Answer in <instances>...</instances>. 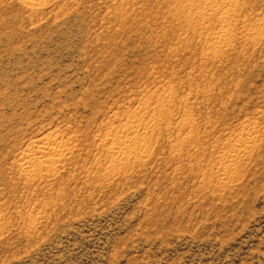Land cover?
I'll use <instances>...</instances> for the list:
<instances>
[{
    "label": "rangeland",
    "instance_id": "374dc122",
    "mask_svg": "<svg viewBox=\"0 0 264 264\" xmlns=\"http://www.w3.org/2000/svg\"><path fill=\"white\" fill-rule=\"evenodd\" d=\"M213 1L0 0V264H264V0Z\"/></svg>",
    "mask_w": 264,
    "mask_h": 264
},
{
    "label": "bare ground",
    "instance_id": "6f19581e",
    "mask_svg": "<svg viewBox=\"0 0 264 264\" xmlns=\"http://www.w3.org/2000/svg\"><path fill=\"white\" fill-rule=\"evenodd\" d=\"M213 1V0H212ZM214 1H219V0H214ZM214 1H213V3H214ZM228 1H230V0H228ZM207 2V1H206ZM219 2H222V3H224V5H226L227 4V0H220ZM210 3V2H209ZM212 3V2H211ZM229 3V2H228ZM225 11L226 10H224V13H225ZM227 12H229V11H227ZM226 12V13H227ZM225 13V14H226ZM222 16V15H221ZM225 16H227V14L225 15ZM123 139V138H122ZM122 141V140H121ZM58 151V152H57ZM52 152H54V153H59L60 151L59 150H56V149H54V148H48L47 146H45L44 144H40L38 147H37V150L33 153V155L34 154H47V153H52ZM53 154V153H52ZM33 155H31V154H28L27 156L28 157H31V156H33ZM33 168L32 167H30V166H26L25 168H24V170H26V172H30V170H32Z\"/></svg>",
    "mask_w": 264,
    "mask_h": 264
}]
</instances>
